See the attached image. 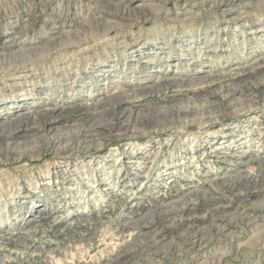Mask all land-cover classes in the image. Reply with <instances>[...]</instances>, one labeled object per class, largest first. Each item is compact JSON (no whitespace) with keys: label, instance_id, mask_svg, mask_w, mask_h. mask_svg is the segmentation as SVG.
I'll return each mask as SVG.
<instances>
[{"label":"rangeland","instance_id":"1","mask_svg":"<svg viewBox=\"0 0 264 264\" xmlns=\"http://www.w3.org/2000/svg\"><path fill=\"white\" fill-rule=\"evenodd\" d=\"M8 256L264 264V0H0Z\"/></svg>","mask_w":264,"mask_h":264},{"label":"bare ground","instance_id":"2","mask_svg":"<svg viewBox=\"0 0 264 264\" xmlns=\"http://www.w3.org/2000/svg\"><path fill=\"white\" fill-rule=\"evenodd\" d=\"M56 111V110H55ZM61 112V111H60ZM61 114H62V112H61ZM160 196L162 197V196H164V194H160ZM159 197V196H158ZM142 218L143 217H141V218H139L138 220H136V222L134 223V225H136V224H141V220H142ZM45 219H47V218H45ZM133 224V221L130 223V225H132ZM126 225V224H125ZM124 225V227H123V229L125 228V227H128V226H125ZM64 227V226H63ZM137 227V226H136ZM90 229V228H89ZM30 230V229H29ZM33 230V229H32ZM32 230H30L29 232H27V231H24V233H22V234H27V233H29V234H31L32 233ZM85 230H86V228H85ZM114 230V229H113ZM34 232V231H33ZM114 233H116V231L114 232ZM28 234V235H29ZM90 234H92V236L89 238V241H90V243H91V241L93 240V236H94V233H90ZM112 234V233H111ZM110 235V234H109ZM27 237V236H26ZM58 237V236H57ZM79 238V237H78ZM22 240H23V238H18V239H14L13 241H12V243L15 245V247H18L19 246V244H21L22 243ZM69 240V239H68ZM82 240V239H81ZM63 243V242H62ZM72 243V242H71ZM76 243V242H75ZM67 244H68V242H67ZM70 244V243H69ZM79 247V246H78ZM84 247V246H83ZM41 249V248H40ZM50 252V251H49ZM113 252V251H112ZM122 255L121 254H118L116 257H115V261H117L120 257H121ZM12 257L11 256H8V257H5L4 259H1L0 258V264H6L8 261H13L12 263L13 264H25V262H23V259L22 258H17V260L16 261H14L13 259H11ZM53 259V258H52ZM114 261V262H115ZM8 264V263H7ZM30 264V263H29Z\"/></svg>","mask_w":264,"mask_h":264}]
</instances>
